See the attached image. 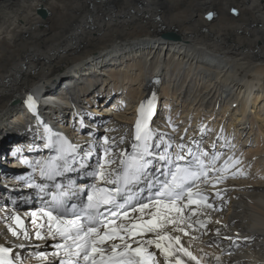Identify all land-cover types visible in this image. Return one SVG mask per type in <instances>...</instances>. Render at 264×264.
Returning a JSON list of instances; mask_svg holds the SVG:
<instances>
[{
    "label": "bare ground",
    "instance_id": "bare-ground-1",
    "mask_svg": "<svg viewBox=\"0 0 264 264\" xmlns=\"http://www.w3.org/2000/svg\"><path fill=\"white\" fill-rule=\"evenodd\" d=\"M151 78L161 83L152 87ZM153 94L166 96V108L175 99L190 114L181 122L158 111L160 133L173 143L199 140L208 147L215 141L221 148L209 152L222 153L217 168L230 156L240 161L226 148L232 137L248 145L264 140V0H0V166L17 162H8L9 147L30 129L22 108L28 95H39L56 123L77 104L94 115L112 113L106 119L123 124L119 147L137 108ZM106 119L94 118L100 125ZM95 121L84 123L93 127ZM236 167L209 189L215 210L207 233L182 236L204 264H264V156L257 155L251 175L243 168L233 175ZM1 204L0 243L16 248L25 240L12 237L2 217L18 213L28 231L26 217H33ZM41 223L36 217L32 239L25 241L30 264H40L35 250L51 252L57 242L35 239Z\"/></svg>",
    "mask_w": 264,
    "mask_h": 264
},
{
    "label": "snow or ice",
    "instance_id": "snow-or-ice-1",
    "mask_svg": "<svg viewBox=\"0 0 264 264\" xmlns=\"http://www.w3.org/2000/svg\"><path fill=\"white\" fill-rule=\"evenodd\" d=\"M212 18L213 13L209 12L208 19ZM27 104L35 112L36 100L32 95L27 96ZM155 104L153 94L139 105L131 151L122 148L116 153V142L109 136L103 137L102 162L94 171L96 182L77 189L85 193L84 201L69 203V189L60 184L54 185L53 191H46L47 186L42 184L27 185L48 196L38 210L44 223L37 226L35 239L57 241L51 252L32 253L40 264H204L202 256L194 255L190 246L182 243V236L199 239L193 233H207L212 223L211 211L215 210L209 189L222 182L229 169L240 161L230 156L217 168L222 153L209 152L198 145L194 151L187 143H173L170 134L151 126ZM204 130L202 126L201 131ZM45 132H51L47 125ZM124 141L125 137H120V143ZM88 143L91 147L85 156H90L95 147V141ZM45 147L53 148L55 155L37 161L36 165L42 177L55 180L62 168L69 167V160H75L79 145L72 144L63 133H55L48 137ZM154 163L160 164L156 168L159 175L146 181L149 195L135 193L133 187ZM237 172L239 168L233 175ZM215 195H220L219 189ZM38 213H30L33 224ZM2 219L9 221L6 227L12 237L32 239L18 213ZM215 231L219 236L220 229ZM225 238L232 240L230 236ZM16 247L23 249L26 245L19 243ZM0 264H24V259L12 246L0 243Z\"/></svg>",
    "mask_w": 264,
    "mask_h": 264
},
{
    "label": "rangeland",
    "instance_id": "rangeland-1",
    "mask_svg": "<svg viewBox=\"0 0 264 264\" xmlns=\"http://www.w3.org/2000/svg\"><path fill=\"white\" fill-rule=\"evenodd\" d=\"M232 13V12H231ZM97 87V86H96ZM96 87H93V89L96 91V89H98V88H96ZM134 87H139V85H135ZM96 88V89H95ZM112 91H114V90H112ZM116 91V90H115ZM99 94H101L100 92L98 93V95ZM106 94V92H104L103 94H102V96L103 95H105ZM108 95H110V93H108ZM163 97H162V102H163V104H161V105H163L164 106V104H166L165 102V98H166V96H164V95H162ZM133 98H130L129 97V101L130 100H132ZM66 100H67V98H65V100H64V103L66 102ZM99 100L101 101V102H104V101H102V99L101 98H99ZM167 100H171L170 99V97H169V99H167ZM159 101H160V98H159ZM175 101V99H173V101L171 102L172 103V107L171 106H168L167 108L165 107V109L164 110H161L159 113H162V115H167V116H172V118L173 119H175V120H180L181 122H183V121H185L186 119H187V117H189V115L190 114H187V112L186 111H184V109L182 108V107H180V106H178L177 105V103L176 102H174ZM116 102V104H119L120 102L119 101H115ZM110 103H108V102H105L102 106H104V107H106V106H108ZM114 104L113 103H111L110 104V107H112ZM69 106V105H68ZM93 108V107H92ZM181 108V109H180ZM71 109V108H70ZM101 109H103V107H101L100 106V108H99V110H98V113H99V111H101ZM163 109V108H162ZM113 109L111 108V110L109 111V112H111ZM59 112H60V109H59ZM97 115H99V116H96L97 118H100V119H104L105 120V118H103L104 117V115L105 114H97ZM188 123H190V121H188ZM228 124V125H230V123H231V121L230 120H227L226 119V121H225V124ZM21 126H23V125H21ZM130 126V124H128V127ZM233 144V145H232ZM232 144L231 145H227V148H228V150H232V153H234L235 152V154H236V156L237 157H239L241 160V162H240V165H238L237 167H236V169L237 168H239V170H242V168H243V172L245 173V175L246 176H248V174L249 175H251V174H253L255 171L254 170H256V167H255V160H256V158H257V155L258 156H264V153L262 152L263 151V149H264V140H258L257 139V142H256V144H252V145H248V143H244V140L243 139H239L238 137H232ZM236 144V145H235ZM230 147V148H229ZM232 147V148H231ZM218 149V148H217ZM217 149H214V150H217ZM249 150H251L252 152H254L252 155H245L246 153H250V151ZM211 151V150H210ZM13 159H11L10 161H8L9 163L12 161ZM15 160V159H14ZM244 166V167H243ZM27 219H26V223L28 224V229H29V232L31 233V219L32 218H29V217H26ZM226 218V216H224V219ZM33 220V219H32ZM211 248H212V246H210ZM209 247V248H210Z\"/></svg>",
    "mask_w": 264,
    "mask_h": 264
},
{
    "label": "water",
    "instance_id": "water-1",
    "mask_svg": "<svg viewBox=\"0 0 264 264\" xmlns=\"http://www.w3.org/2000/svg\"><path fill=\"white\" fill-rule=\"evenodd\" d=\"M235 13L237 14V12L235 11ZM164 37L166 39H169V40H177L179 38L178 35H176L175 33H165L164 34Z\"/></svg>",
    "mask_w": 264,
    "mask_h": 264
}]
</instances>
